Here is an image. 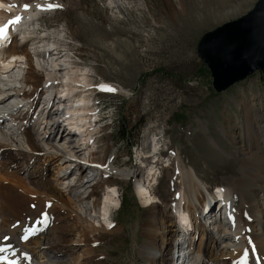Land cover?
<instances>
[{"label": "rangeland", "instance_id": "obj_1", "mask_svg": "<svg viewBox=\"0 0 264 264\" xmlns=\"http://www.w3.org/2000/svg\"><path fill=\"white\" fill-rule=\"evenodd\" d=\"M5 1L12 5L15 16L36 14V18L43 14L33 24L36 32L28 36L37 40L48 37L43 45L58 42L66 54L45 47L57 58L69 55L81 68H88L95 89L93 98L98 101V105L94 101L95 107L103 119L96 125L99 132L93 135L95 160L105 162L109 154L114 155L115 166L128 172H112L102 181L101 192L106 184L118 187L120 205L111 215L112 229L101 219L96 223L105 230L90 245L93 251L85 257L86 264H149L145 254L152 244L148 228L163 223L168 226L169 220L180 227L178 210L192 213L189 223L193 228L187 224L184 229H194L188 236L196 250L203 248L207 242L203 222L194 206L191 210L181 207L184 167L194 168L210 195H215L217 186L232 189L237 208L246 213L249 197L262 191L259 187L264 185V161L256 155L257 142L249 136L252 121L264 116V71L217 93L198 44L205 32L244 15L258 0H123L116 4L111 0ZM25 4L30 6L27 10ZM50 4L62 7L50 9ZM34 40L29 41V48L35 46ZM104 82L117 91L97 88ZM41 97L32 106L34 110L47 99ZM124 121L137 135L135 145L154 150L152 142L160 137L162 165L157 177L152 175L154 171L147 173L144 165L148 163L132 155L134 147L120 139ZM70 122L66 119V126H75ZM139 181L149 183L161 200L158 206H143L137 191ZM130 184L140 208L126 220L118 212ZM33 205L23 221L0 230V264H31L29 240L36 241L55 227L67 232L72 222L79 221L45 196ZM42 213H47L46 224L40 222ZM75 247L80 253L84 246ZM233 260L231 255L226 259L220 256L215 263L203 259L207 264H231ZM176 264L183 262L177 260Z\"/></svg>", "mask_w": 264, "mask_h": 264}, {"label": "bare ground", "instance_id": "obj_2", "mask_svg": "<svg viewBox=\"0 0 264 264\" xmlns=\"http://www.w3.org/2000/svg\"><path fill=\"white\" fill-rule=\"evenodd\" d=\"M11 8L7 1L0 0V27L8 25L6 35L0 38V230L23 221L28 207L45 196L79 221L72 222L67 232L55 227L36 241L29 240V246L26 245L33 252L31 264H86L85 257H90L93 251L90 245L105 230L96 223L101 219L109 227V213L112 215L120 205L116 197L118 187L106 184L101 192L102 181L112 172L123 175L128 172L115 166L114 155L109 154L105 162L95 160L93 135L99 130L93 121L98 114L95 103L92 105L95 89L88 68H81L69 55L57 58L45 47L51 48L53 44L43 45L46 36L27 39L36 32L33 24L38 17L19 16L22 19L18 23L9 24L17 17ZM8 33L13 39L4 48ZM30 40L35 41L32 48L28 47ZM100 85L117 91L110 83ZM75 91L80 98L74 100ZM38 95L47 99L41 102V108L34 110ZM66 119L75 126H66ZM263 120L264 116H260L257 122L252 121L249 136L257 142L256 155L264 161ZM178 159L181 164L182 157ZM181 171L184 185L181 207L189 210L194 206L203 222L207 242L196 250L188 236L193 234L189 233L191 228L184 229L187 224L193 226L189 223L190 219L193 221L192 213L178 210L181 228L173 226L171 220L168 226L163 223L148 228L152 244L146 247L145 254L149 264H176L177 260L183 264H207L203 259L215 263L218 257L226 259L228 255L235 259L231 264H261L254 251L264 264V185L259 187L262 191L249 197L244 213L237 208L232 189L217 186L218 194L212 193L217 196L210 195L194 168L184 167ZM137 191L145 207L161 202L146 181L137 182ZM76 244L84 246L80 253Z\"/></svg>", "mask_w": 264, "mask_h": 264}, {"label": "water", "instance_id": "obj_3", "mask_svg": "<svg viewBox=\"0 0 264 264\" xmlns=\"http://www.w3.org/2000/svg\"><path fill=\"white\" fill-rule=\"evenodd\" d=\"M198 53L217 93L264 71V0L239 18L205 32Z\"/></svg>", "mask_w": 264, "mask_h": 264}, {"label": "trees", "instance_id": "obj_4", "mask_svg": "<svg viewBox=\"0 0 264 264\" xmlns=\"http://www.w3.org/2000/svg\"><path fill=\"white\" fill-rule=\"evenodd\" d=\"M119 135L120 139L123 142H126L131 147L135 146L134 140L136 141L137 135H134V133H132V130H129V125L126 121H124L123 124L120 126ZM139 208L140 207L137 205L136 198L133 193V186L130 184L127 190L125 191L118 214L121 217L124 216V219L128 220L129 217L132 218L133 211L138 210Z\"/></svg>", "mask_w": 264, "mask_h": 264}, {"label": "snow or ice", "instance_id": "obj_5", "mask_svg": "<svg viewBox=\"0 0 264 264\" xmlns=\"http://www.w3.org/2000/svg\"><path fill=\"white\" fill-rule=\"evenodd\" d=\"M30 6L25 4L24 5V9L27 10ZM48 7L51 9L53 7H62L61 5H48ZM22 18L17 16L15 17L14 20L10 21L9 24H15V23H18ZM7 29H8V25H4L3 27H0V38H3L5 35H6V32H7ZM101 90H110V91H115V89L111 88L110 86H106V85H100L99 86ZM99 167V165H98ZM222 191V190H221ZM50 206V202H49V205ZM32 207H35V205H33ZM42 216V220L40 221L41 223H47V213H42L41 214ZM16 225H14L15 227ZM109 227H112V225H109ZM29 237L28 236H23L22 239H25L27 240ZM249 243H253L251 239H249ZM0 251H3V249H0Z\"/></svg>", "mask_w": 264, "mask_h": 264}]
</instances>
